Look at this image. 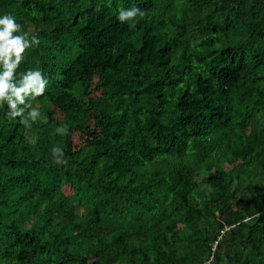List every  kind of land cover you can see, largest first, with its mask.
<instances>
[{
    "label": "trees",
    "instance_id": "1",
    "mask_svg": "<svg viewBox=\"0 0 264 264\" xmlns=\"http://www.w3.org/2000/svg\"><path fill=\"white\" fill-rule=\"evenodd\" d=\"M5 13L41 41L17 73L48 85L30 129L0 107V264H264V0Z\"/></svg>",
    "mask_w": 264,
    "mask_h": 264
},
{
    "label": "clouds",
    "instance_id": "2",
    "mask_svg": "<svg viewBox=\"0 0 264 264\" xmlns=\"http://www.w3.org/2000/svg\"><path fill=\"white\" fill-rule=\"evenodd\" d=\"M144 11L139 7L120 9L117 19L120 23H128L135 27L138 17L144 18ZM41 41L32 30H23L12 14L0 15V107L7 105L6 116L10 119L20 118L26 129L42 119L39 108L27 103L29 99L42 96L48 85L47 78L39 70H28L17 73L25 59L28 49L38 47ZM69 132L67 124L55 128V133L65 136ZM52 159L56 165H66L64 150L59 147L51 149Z\"/></svg>",
    "mask_w": 264,
    "mask_h": 264
},
{
    "label": "rangeland",
    "instance_id": "3",
    "mask_svg": "<svg viewBox=\"0 0 264 264\" xmlns=\"http://www.w3.org/2000/svg\"><path fill=\"white\" fill-rule=\"evenodd\" d=\"M83 137L84 136L82 134H78L77 133L74 138H75V141L77 142V141L81 140ZM228 241H230V240H227V239L225 240V246H226V248L232 249L233 245L232 244L231 245H229V244L227 245ZM225 250H226V252H228L227 251L228 249H225Z\"/></svg>",
    "mask_w": 264,
    "mask_h": 264
},
{
    "label": "built area",
    "instance_id": "4",
    "mask_svg": "<svg viewBox=\"0 0 264 264\" xmlns=\"http://www.w3.org/2000/svg\"><path fill=\"white\" fill-rule=\"evenodd\" d=\"M216 243V242H215ZM215 248V244L213 245V248L212 249H214Z\"/></svg>",
    "mask_w": 264,
    "mask_h": 264
},
{
    "label": "crops",
    "instance_id": "5",
    "mask_svg": "<svg viewBox=\"0 0 264 264\" xmlns=\"http://www.w3.org/2000/svg\"><path fill=\"white\" fill-rule=\"evenodd\" d=\"M231 247V246H230ZM226 249H228L227 251H229V248H226ZM226 251V250H225Z\"/></svg>",
    "mask_w": 264,
    "mask_h": 264
}]
</instances>
